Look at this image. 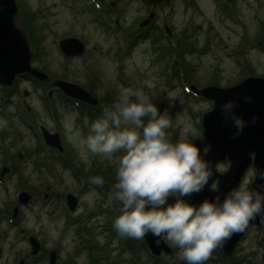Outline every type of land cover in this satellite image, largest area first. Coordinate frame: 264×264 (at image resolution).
Wrapping results in <instances>:
<instances>
[{
    "label": "rangeland",
    "instance_id": "rangeland-1",
    "mask_svg": "<svg viewBox=\"0 0 264 264\" xmlns=\"http://www.w3.org/2000/svg\"><path fill=\"white\" fill-rule=\"evenodd\" d=\"M14 2L13 22L28 39L30 65L48 81L17 76L11 88L0 85V171L6 168L0 181V264H48L51 251L54 264H78L82 253L79 264H180L167 241L162 240L171 252L154 258L142 239L117 236L112 219L118 205L105 206L114 159L81 155L73 133L86 134L84 117L91 121L96 117L91 112L100 114L120 86L141 87L149 77L155 84L150 100L158 110L173 125L183 110L200 130L212 104L187 88H229L246 76L264 78V0H157L151 8L144 0ZM149 13L145 26L152 23L151 33L142 37L138 24ZM65 38L81 43L83 54L64 57L58 43ZM54 81L87 92L96 100L95 110L68 102ZM199 102L207 109L193 112L192 104ZM168 131L175 139L178 129ZM43 132L57 135L61 153L46 145ZM227 169V163L216 166L218 173ZM96 175L103 186L89 185ZM253 177L246 173L241 182L248 180L250 187ZM21 192L29 195L28 205L17 204ZM68 194L77 199L73 214L65 207ZM14 207L15 227L9 221ZM28 236L39 243L36 256ZM233 250L225 258L212 251L204 264H264V220L260 228L246 230Z\"/></svg>",
    "mask_w": 264,
    "mask_h": 264
},
{
    "label": "clouds",
    "instance_id": "clouds-1",
    "mask_svg": "<svg viewBox=\"0 0 264 264\" xmlns=\"http://www.w3.org/2000/svg\"><path fill=\"white\" fill-rule=\"evenodd\" d=\"M154 87L151 77L141 87L120 86L98 116L91 121L84 117L86 134L76 129L73 137L81 155L114 159V183L105 206L118 205L112 219L118 237L139 240L150 234L157 245L164 240L174 246L183 264H204L214 249L244 232L249 221L257 216L264 220V168L256 166L255 153L250 151L247 173L261 183L249 187L244 180L212 198L188 202L184 197L202 191L213 176V163L204 158L211 145L198 148L195 141L203 143L204 133L183 110L175 114V125L158 110L149 96ZM243 99L252 102L248 95ZM237 106L233 100L220 105L234 129L231 139L256 120L253 116L245 121L234 111ZM207 107L206 102L191 106L193 112ZM173 127L178 129L175 139L168 131ZM88 183L103 186L104 179L91 176ZM84 255L77 258L78 264Z\"/></svg>",
    "mask_w": 264,
    "mask_h": 264
},
{
    "label": "water",
    "instance_id": "water-1",
    "mask_svg": "<svg viewBox=\"0 0 264 264\" xmlns=\"http://www.w3.org/2000/svg\"><path fill=\"white\" fill-rule=\"evenodd\" d=\"M16 12L17 8L14 0H0V85L9 88L17 76L29 75L40 83L48 80L45 74L33 69L30 65L31 53L27 39L13 22ZM150 18L151 15H149ZM149 19L140 25L141 28ZM58 48L60 53L66 58L80 56L84 51V46L72 38L60 41ZM52 85L63 91L64 95L81 101L83 104L95 105L96 103L95 99L91 98L87 92L76 85L61 81L54 82ZM191 90L202 98H207L212 104V109L204 113L201 120V130L205 139L203 143L199 140H196L195 143L201 149L204 144L211 145L210 151L204 158L213 163V176L202 191L184 197L190 203H199L204 198H212L218 193L222 194L230 187L241 182L249 167L248 153L250 151L255 153L256 166L264 168V78L246 77L237 86L229 88L206 87L197 91L196 88L191 86ZM244 95L250 96L252 102L245 101L243 99ZM227 100L237 102L238 106L234 111L245 121H250L253 116L256 117L255 123H249L237 139L230 138V134L234 129L230 120H226L221 113L220 105ZM212 101H215V103L213 104ZM42 135L48 146L56 148L58 152H62L57 135L51 136L45 132ZM224 162L229 163L228 170L223 174L217 173L216 165ZM5 172L6 170L3 169L0 175L3 176ZM213 183L216 184V189L210 190V186ZM259 183L261 182L253 177L251 187ZM29 199L30 197L26 193H20L17 197L20 205L27 204ZM66 205L69 211H73L76 206V199L71 195H67ZM16 214L17 208L13 209L12 218H15ZM260 220L261 218L257 216L249 221L245 231L252 226L259 227ZM245 231L232 235L224 242L222 247L214 250L221 251L228 257L234 251L233 249L243 237ZM155 239L150 234H146L143 238L150 255L158 257L161 253L169 254L170 249L163 244V241L161 240L159 245H157ZM28 241L31 247L30 254H37L39 245L36 239L30 237ZM54 254L53 251L50 252L48 264L54 263ZM18 264H23V262L20 261ZM180 264H183V262H180Z\"/></svg>",
    "mask_w": 264,
    "mask_h": 264
},
{
    "label": "flooded vegetation",
    "instance_id": "flooded-vegetation-1",
    "mask_svg": "<svg viewBox=\"0 0 264 264\" xmlns=\"http://www.w3.org/2000/svg\"><path fill=\"white\" fill-rule=\"evenodd\" d=\"M157 3V0H153V1H151L150 0V2H147V4H148V6L151 8V7H153L155 4ZM150 14V13H149ZM151 24L152 23H148L144 28H139V31H140V36H142V37H145L146 35H148V34H150L151 33V31H150V28H151ZM159 37H161L160 36V34H159ZM164 38H166V37H164ZM77 103H74L73 105H76ZM77 106V105H76ZM82 107H86V106H84V105H82ZM47 197V195H44V198H46ZM75 197V196H74ZM76 198V197H75ZM77 200V199H76ZM71 214H73V212H71ZM10 221V225H13L14 227L15 226H17L18 225V222L16 221V218L15 219H13V220H9ZM21 232V231H20Z\"/></svg>",
    "mask_w": 264,
    "mask_h": 264
},
{
    "label": "trees",
    "instance_id": "trees-1",
    "mask_svg": "<svg viewBox=\"0 0 264 264\" xmlns=\"http://www.w3.org/2000/svg\"><path fill=\"white\" fill-rule=\"evenodd\" d=\"M26 78H27V79H30L29 76H26ZM8 92H9V91H8ZM93 110H95V109H93ZM126 240L129 241L130 239H129V238H126ZM128 247H129V248L133 247V244L131 245V244L129 243V244H128Z\"/></svg>",
    "mask_w": 264,
    "mask_h": 264
}]
</instances>
